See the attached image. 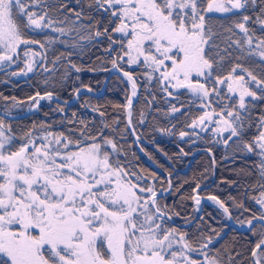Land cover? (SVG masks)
<instances>
[{"label": "snow or ice", "instance_id": "1", "mask_svg": "<svg viewBox=\"0 0 264 264\" xmlns=\"http://www.w3.org/2000/svg\"><path fill=\"white\" fill-rule=\"evenodd\" d=\"M76 4L78 9L68 8L64 0H0V71L16 64L21 55L25 68L12 72L13 76L27 75L37 64L42 65L46 57L34 51L33 45L43 49L59 42L83 51L81 41H106L104 51L112 57V68L131 85V95L123 106L129 127L137 96L135 66L144 70L149 85L155 81L165 97L178 99L180 90H185L202 110L186 124L193 131L181 130V138L195 136L198 127L206 131L212 125L216 136L228 134L225 145L231 141L237 153L258 157L253 165L256 179L248 187L258 193L250 199L259 205V214L246 223L249 230L254 229L253 221L264 229V114L257 117L255 125L251 117L256 102L264 101V74L258 76L239 62L226 75L217 74L226 59L233 57V48L242 54L236 56L237 61L258 57L264 63V35L257 36L249 27L257 25L264 34V0H208L206 8L203 0H76ZM213 11L241 14L234 27L243 36L234 40L236 33L228 28L231 35L223 49L206 25L205 13ZM249 11L254 15L245 14ZM84 18L90 23L84 24ZM47 29L69 39L49 37L42 42L30 38V34ZM72 55V51L60 53L52 63L67 59V66L79 73L81 68L71 62ZM37 56L41 61L34 59ZM44 71L51 70L44 67ZM52 97L51 92H37L30 99L38 106L40 100ZM0 99L16 98L0 95ZM170 110L185 114L175 104ZM9 116L10 108L5 107L0 115V264H242L236 260L241 253L233 255L228 247L210 254L213 235L220 236L214 229L213 235L201 234L192 241L186 232L170 225L173 216L180 214L162 205L160 196L163 191L171 192V180L169 188L158 194L155 184L140 183L149 178L155 181V173L144 176L113 159L120 155V148L106 135L110 128L116 131L108 123L94 129L80 120L81 127L70 128L67 134L51 131V125L42 123L18 135L7 122ZM141 117L140 123H144L143 113ZM253 126L256 134L246 139ZM37 128L39 134L34 135ZM132 132L135 134L134 127ZM238 174L253 173L242 168ZM199 188L197 184L193 191ZM189 198L197 206L201 204L199 195ZM207 199L231 218L224 201L215 195ZM230 199L234 207L249 211L242 202ZM259 235L251 249L250 264H264V230Z\"/></svg>", "mask_w": 264, "mask_h": 264}, {"label": "trees", "instance_id": "2", "mask_svg": "<svg viewBox=\"0 0 264 264\" xmlns=\"http://www.w3.org/2000/svg\"><path fill=\"white\" fill-rule=\"evenodd\" d=\"M64 2L67 3L68 8H79L76 0H64ZM207 3L208 0H203L205 8ZM85 12L88 13L89 10L85 8ZM89 14L100 19L96 13ZM245 14L254 15L251 11ZM240 19L239 11L205 13L206 25L212 29L213 40L221 49L225 46V39L231 35L227 32L228 28H232L233 32L236 33L232 37L234 40L243 36V33L234 27V22ZM82 22L84 24L90 23L87 18H84ZM249 27L255 30L257 36L264 35L260 33L257 25L249 24ZM49 37L57 41L69 39V37H60L58 33L52 32L50 29L43 33L30 34V38L42 42ZM81 43L85 45L83 51L67 48L59 42L46 45L43 49L38 45H33L34 51L42 53L46 57L42 60V65L37 64L34 71L25 78L13 76L11 75L12 72H16L17 69L24 66L25 58L21 55L16 64L0 71V95L9 98L15 97V101L24 102L35 96L37 92L40 94L51 92L62 100L71 99L76 96V89L84 87L99 92L103 79L111 67L112 57L104 51L107 42L97 44L95 41L91 43L81 41ZM68 51L73 52L70 59L72 63L81 68L79 73L67 66V59H62L53 65L52 61L56 55ZM232 51L233 57L231 60L226 59L224 68L217 74L226 75L236 62L242 63L243 66L253 70L258 76L264 74V63H261L258 57L237 61L236 56L242 54L235 48ZM41 59L39 56L36 61H41ZM44 67L51 71H44ZM133 68L135 69L133 74L137 77L139 88L138 96L132 106L131 116L132 127L135 128V133L140 137L137 146L128 131L125 107H123L126 105L127 84L117 73H112L109 76L104 91L97 96L81 92L77 100L68 107L52 98L47 102H42L38 109L29 116L13 120L7 119V122L11 124L13 131L18 135L31 130L33 125L39 126L42 123L51 125V131H63L66 134L70 128L79 129L81 127L80 120H84L90 128L94 129H99L103 123H108L116 131H112L110 128L106 130V135L114 139L120 148V155L118 157L113 156V158H118L122 165L138 174L144 176H150L151 173L156 174L157 179L155 181L150 178L146 181L141 180L142 185L145 183L155 184L157 191H162L167 189L168 179L171 180V192L163 193L160 196V203L168 205L174 212H179V216H173V220L177 223H188L197 215L199 207L195 209L193 200L189 198L193 195L211 194L217 196L229 207L235 222L240 219L249 220L253 214H259V205L250 199L252 195L258 193L248 187L256 179V170L253 165L258 162V157L252 154L241 155L237 153L235 144L231 141L225 145L224 139L211 131L212 125H208L206 131H200L198 127L195 129L197 135L181 138L179 132L183 130L191 133L193 130L187 128L186 124L191 123L192 118L202 114L198 104L192 102L193 97L185 90H180L181 94L178 99L165 97L155 81L151 85L148 84L143 69ZM125 69L128 68L125 66ZM65 72L68 73L67 76L64 75ZM250 99L246 98V100ZM10 102L13 100L4 101L0 99V107L2 104ZM173 104L181 108V112L185 114L172 113L170 106ZM59 108H63L64 111L61 113L58 111ZM93 109H99V111ZM99 112H104L105 116L101 117ZM73 113L76 115L73 116ZM141 113H143L144 123H140ZM261 114H264V101L256 102V107L251 111L254 125L257 117ZM69 120L74 121V123L68 124L67 121ZM113 120H118L119 123L114 125L112 124ZM162 129H169L170 131H161ZM36 131L39 129L37 128L34 133ZM256 132L257 129L253 126L247 131L246 139H250ZM139 148L143 149L142 151L147 157L141 153ZM160 152L167 159L163 158ZM167 160L171 162L173 167L183 170L171 174L173 169ZM150 162L157 169H154ZM242 168L251 171L253 174L251 176L238 174V170ZM197 184L200 185V188L195 193L193 190L196 189ZM230 197L242 202L249 211L245 212L243 209L234 207L233 199ZM169 223L178 231L186 232L192 241H196L201 234L213 235L211 230L214 229L220 233V236L217 238L213 235L214 247L210 246V254H214L215 249L223 250L228 247L232 250L233 255L237 251L241 253L240 256L236 257V260L242 264H250L251 249L260 239L259 233L262 231L258 228L259 223L257 222L254 224L253 230H239L231 227L221 209L207 203L202 205L200 215L193 222L185 226H179L171 221Z\"/></svg>", "mask_w": 264, "mask_h": 264}, {"label": "water", "instance_id": "3", "mask_svg": "<svg viewBox=\"0 0 264 264\" xmlns=\"http://www.w3.org/2000/svg\"><path fill=\"white\" fill-rule=\"evenodd\" d=\"M112 73H119V74L122 75V73L117 72L115 69H113L112 67H110L109 70H108V72H107L106 77H105L104 80H103V83H102V85H101V87H100V91H99V92H95V91H92V90H91V91H88L89 88L84 87V88H81V89H80L79 93H77L76 96H74L73 98H71V99H69V100H62V99H60L59 97H57V96H55V95H53L52 98H53L54 100L58 101V102H62V103H64V104L66 105V107H68L70 104H72L73 102H75V101L77 100V98L79 97V95H80L81 92H85V93H88V94H90V95L97 96V95L101 94V93L104 91L106 81H107L108 77H109ZM125 79H126V78H125ZM44 94H45V93H43V94H41V95H44ZM137 96H138V88H137ZM137 96L133 98V103L135 102ZM37 99H39V98H37ZM42 101H43V100H40V101H39V105L42 103ZM39 105H38V106H35V103H34V105H32L29 109H26L25 111H23V112H21V113H17V114H12V113H10V116L8 117V119H12V120H13V119H20V118L27 117V116H29L30 114L34 113V112L38 109ZM132 106H133V105H132ZM3 112H4V110L0 108V115H2ZM125 115H126V122H127V127H128V131H129V133H130V136H131L132 140L137 144V142L139 141V140H137V134H136V133L133 134V132H132V128H133V127H129V126H128V112H127V109H126V108H125ZM144 142H145V141H144ZM160 154H161V156H162L163 158L167 159V158L165 157V155H164L162 152H160ZM167 161H168L169 165L171 166V168L173 169V171H172L171 174H174L175 171H181V170H183V169H179V168H175V167H173V165L171 164V162H170L169 160H167ZM150 163L152 164L153 168L156 169L155 165H154L152 162H150ZM166 177H168V175H166ZM168 181H169V179H168ZM168 188H169V184H168V186H167V189H168ZM166 192H167V191H163V193H166ZM159 193H160V192H158V194H159ZM209 195H211V194H209ZM209 195H199V196L201 197V204L199 205V211H198L197 215H196L191 221H189L188 223H183V224H181V223H177V222H175V221L173 220V218H172L171 222L174 223V224H177V225H179V226H185V225H187V224L193 222V221H194V220L200 215V213H201V209H202V205H203L204 203H208V202H207V200H208L207 197H208ZM193 203L195 204L194 200H193ZM215 205H216V204H215ZM216 206L219 208L218 205H216ZM221 211L223 212L222 209H221ZM223 214H224V213H223ZM224 215H225V214H224ZM225 216H226V218H227V220H228V222H229V224H230L231 227H233V228H235V229H239V230H247V229H249L248 224L245 225V226H238V225L236 224L235 220L233 219L232 215H231V218H229V216H227V215H225ZM255 223H256V221H253V224H255Z\"/></svg>", "mask_w": 264, "mask_h": 264}, {"label": "rangeland", "instance_id": "4", "mask_svg": "<svg viewBox=\"0 0 264 264\" xmlns=\"http://www.w3.org/2000/svg\"><path fill=\"white\" fill-rule=\"evenodd\" d=\"M213 12H216V11H213ZM217 13H225V12H217ZM39 56H37V57H35L34 59L35 60H37V58H38ZM111 67H112V65H111ZM127 67V66H126ZM133 67H135V66H133ZM9 68V67H8ZM25 68V64H24V66L21 68V69H24ZM128 68V67H127ZM21 69H17L16 70V72H20V70ZM35 69V68H34ZM125 70H128V69H125ZM25 71H26V69H25ZM34 71V70H33ZM32 71V72H33ZM32 72H28L27 73V75H24V74H20V75H15V76H17V77H19V78H25V77H27L29 74H31ZM117 74H119V73H117ZM107 75V74H106ZM120 75V78L123 80V81H125V83L127 84V92H126V95H125V100H126V104H127V97H129L130 95H131V85H130V83L127 81V79H125L121 74H119ZM135 76V78H136V81H137V77H136V75H134ZM106 77V76H105ZM104 77V78H105ZM109 78V77H108ZM197 78L196 77H193V80L195 81ZM104 80V79H103ZM108 80V79H107ZM107 82V81H106ZM137 88H138V85H137ZM138 91H139V88H138ZM73 98V97H72ZM47 101H49L48 99H44L42 102H47ZM34 103H35V101L34 100H32V99H27V100H25L24 102H17V101H13V102H10V103H8V104H2V107H0L1 109H5V107H9L10 108V113H12V114H17V113H21V112H23V111H25L26 109H29L32 105H34ZM34 135H38L39 134V131H36L35 133H33ZM228 134L227 133H224L222 136H220L221 137V139H224L226 136H227ZM135 143V142H134ZM137 144H138V142H137ZM137 144L135 143V145L137 146ZM107 150L111 153V147L110 146H107ZM139 150L141 151V153H143L144 154V152L139 148ZM144 156L145 157H147L145 154H144ZM113 159H116V158H113ZM151 164V163H150ZM156 169H157V167H156ZM168 178V177H167ZM157 192H161V191H157ZM195 193H196V191H195ZM207 204H210V205H214V206H216L215 205V203L213 202V201H210V200H207ZM217 207V206H216ZM195 209H198V206L195 204ZM241 221H243L244 223L242 224L241 223ZM247 220L246 219H240V220H238V221H236V224L238 225V226H245V225H247ZM258 228H260L261 230H264V229H262L261 228V225L259 224V226H258ZM194 258H200V257H196L195 256V254H194Z\"/></svg>", "mask_w": 264, "mask_h": 264}]
</instances>
